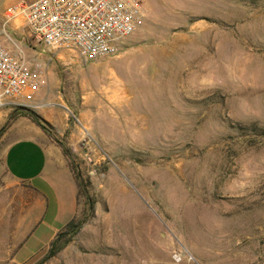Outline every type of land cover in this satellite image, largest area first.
<instances>
[{
	"label": "rangeland",
	"instance_id": "1",
	"mask_svg": "<svg viewBox=\"0 0 264 264\" xmlns=\"http://www.w3.org/2000/svg\"><path fill=\"white\" fill-rule=\"evenodd\" d=\"M141 1L145 23L122 59L85 65L1 29L13 54L52 58L44 86L68 107L52 108L68 113L66 141L96 201L74 241L43 264H264V0ZM18 139L0 143L2 155L32 161L26 185L50 195L49 212L17 234L15 249L19 204L0 191V264H16L15 254L38 264L53 227L81 219L85 199L70 168L60 169L57 214L38 178L44 158Z\"/></svg>",
	"mask_w": 264,
	"mask_h": 264
},
{
	"label": "built area",
	"instance_id": "2",
	"mask_svg": "<svg viewBox=\"0 0 264 264\" xmlns=\"http://www.w3.org/2000/svg\"><path fill=\"white\" fill-rule=\"evenodd\" d=\"M145 19L141 0H23L5 11L3 25L23 23L29 37L51 50L74 52L86 65L119 55ZM46 73L42 62L30 64L0 43V114L39 108L35 95Z\"/></svg>",
	"mask_w": 264,
	"mask_h": 264
},
{
	"label": "crops",
	"instance_id": "3",
	"mask_svg": "<svg viewBox=\"0 0 264 264\" xmlns=\"http://www.w3.org/2000/svg\"><path fill=\"white\" fill-rule=\"evenodd\" d=\"M21 1L23 0H0V19L2 22V25H0V38L2 33L1 29L2 27H4L3 15L5 11L9 7ZM25 1L31 2L33 0ZM6 28L10 29L11 32L15 34L19 33L21 35L29 37L27 28L23 23H12ZM125 53L127 52L120 53L119 55L112 58L122 59ZM36 59L37 60H33L29 57L30 64H34L36 61L42 62L46 72L50 69L48 66L50 65V61H52L51 57H48L46 64L43 57L40 56V58ZM54 88L56 87L54 86ZM54 88L43 86L35 95V103L45 102V104L48 105L44 108L40 107L33 109L45 121L53 126L58 135H62L69 129L68 113L61 110L57 111L52 107L56 105L64 110H66L68 107L52 103L56 100V90ZM13 111L14 110L6 109L1 112L0 124L3 123L5 125ZM13 133L15 134L17 140H19L18 138L25 136L26 139L24 141H26L30 145L36 146L41 154V158H44L41 170L38 173V178H40L41 181L40 186H42L43 188H47L49 191H52L53 200L57 207V214H59L64 200V192L60 189V184L58 183L59 170L62 169L65 171L69 168L67 159L64 157L60 147L56 144V142L51 137H49L40 127L32 123V121L27 118H19L18 120H16L7 130L0 143L2 144L3 141ZM19 142L20 140L16 142L18 143L17 145H19ZM1 151L2 148L0 145V183L2 184V186H0V191L7 193V199L5 200L7 205L15 206V203L19 204V206L15 207L16 209L14 210L15 218L12 231V245L16 249L15 245L18 233L23 231L24 228L29 232L36 223H45L49 212L48 205L50 202V195H48L41 187V189H36V187L33 186L31 188L27 187L26 183L30 182V180H32V177L25 176L23 170L33 164L31 160L29 161V159L25 158L26 161H23L21 153L19 151L18 154H16V151L9 152V156H7L8 154L6 156H3ZM11 153H13L12 156ZM12 157L15 159V161L11 160L13 159ZM11 162L13 164V170L8 169V166ZM31 193H33V195H36L38 200L34 201V198H29L30 196H32ZM28 194L30 196H28ZM50 227H53V225L50 224ZM53 229L54 234L51 237L52 241L54 240L52 238H55L60 230L55 227H53ZM13 262L16 264H23L17 259L16 254L14 256Z\"/></svg>",
	"mask_w": 264,
	"mask_h": 264
},
{
	"label": "trees",
	"instance_id": "4",
	"mask_svg": "<svg viewBox=\"0 0 264 264\" xmlns=\"http://www.w3.org/2000/svg\"><path fill=\"white\" fill-rule=\"evenodd\" d=\"M19 118H27L32 123L40 127L49 137H51L56 144L60 147L64 157L68 161L69 168L74 175L75 181L78 187V202L81 196L85 199V209L83 213V217L79 219L77 216L72 219L68 225L57 234L55 239L51 242L49 249L45 256L41 259L38 264H43L46 260H51L57 257L61 252H63L77 236L79 231L81 230L83 224L87 223L89 219L92 217L96 201L90 196L89 191V181L84 182L82 177V172L80 168V164L77 160V156L74 153L73 149L68 145L66 138L69 136L70 131L67 130L65 137H59L53 126H51L47 121H45L39 114H37L33 109L30 108H16L6 124L0 131V142L7 130L11 127V125L18 120Z\"/></svg>",
	"mask_w": 264,
	"mask_h": 264
}]
</instances>
